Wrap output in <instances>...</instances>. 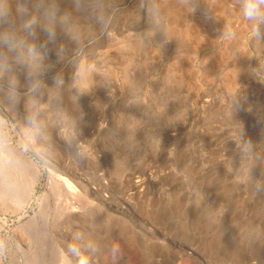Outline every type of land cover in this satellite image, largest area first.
Masks as SVG:
<instances>
[{
  "label": "rangeland",
  "instance_id": "1",
  "mask_svg": "<svg viewBox=\"0 0 264 264\" xmlns=\"http://www.w3.org/2000/svg\"><path fill=\"white\" fill-rule=\"evenodd\" d=\"M0 12V131L37 167L0 164V264H78L72 247L89 264H264V25L253 38L239 0Z\"/></svg>",
  "mask_w": 264,
  "mask_h": 264
},
{
  "label": "clouds",
  "instance_id": "2",
  "mask_svg": "<svg viewBox=\"0 0 264 264\" xmlns=\"http://www.w3.org/2000/svg\"><path fill=\"white\" fill-rule=\"evenodd\" d=\"M240 4V9L242 16L252 23V37L255 39H259L261 37V32H260V26L264 25V0H239ZM194 10V9H193ZM20 13L22 15H26L28 12V9L24 6H21L19 9ZM3 12H0V18L3 17ZM35 23V20L27 21L24 24V29L27 31L29 34H32V25ZM228 35H234L232 32L231 28L229 27L228 30ZM49 38L53 39L54 38V33L50 32L49 33ZM5 43L9 45V47H14V44L12 41L5 39ZM28 51L30 53H34L35 49L31 46H29ZM10 99L15 100L16 99V93L13 90L10 95ZM30 123H35L34 120L30 119ZM70 251L74 255H78L79 260L78 264H89L88 257L84 255L83 253H79V250L75 247L70 248Z\"/></svg>",
  "mask_w": 264,
  "mask_h": 264
},
{
  "label": "bare ground",
  "instance_id": "3",
  "mask_svg": "<svg viewBox=\"0 0 264 264\" xmlns=\"http://www.w3.org/2000/svg\"><path fill=\"white\" fill-rule=\"evenodd\" d=\"M221 6V5H220ZM219 8V7H218ZM215 10V9H214ZM172 11V10H171ZM216 11V10H215ZM173 14V11H172ZM177 17V16H175ZM195 29V28H194ZM199 31V29H198ZM199 34V33H198ZM193 36V35H192ZM199 38V37H197ZM1 118V117H0ZM4 121V120H3ZM6 122V121H5ZM3 128V127H2ZM5 129V128H4ZM7 130V129H6ZM4 132L6 133V131L4 130ZM4 132L0 131V164H4V166H7V170L11 171L10 173H14L17 174L16 176H18V172H19V162L23 163V164H27L30 165V167L33 168V170L36 171V165L33 161H31L29 158V160L26 158H24L21 154V152H19V150L9 141V139H7V137L4 136ZM7 134V133H6ZM3 167V166H2ZM21 169V168H20ZM39 173V172H38ZM20 175V174H19ZM33 176L31 177V179L28 181V183L25 186V197L29 198L30 196H32L33 191H34V186L36 184V180L37 178V174L36 172H33L32 174ZM19 177V176H18ZM143 183V182H142ZM139 186V185H138ZM75 211V210H72ZM77 211V210H76ZM56 226V225H55ZM1 263V262H0Z\"/></svg>",
  "mask_w": 264,
  "mask_h": 264
}]
</instances>
